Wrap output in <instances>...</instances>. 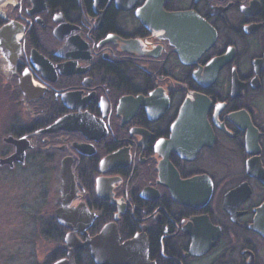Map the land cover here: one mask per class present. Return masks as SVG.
Wrapping results in <instances>:
<instances>
[{
	"label": "flooded vegetation",
	"instance_id": "obj_1",
	"mask_svg": "<svg viewBox=\"0 0 264 264\" xmlns=\"http://www.w3.org/2000/svg\"><path fill=\"white\" fill-rule=\"evenodd\" d=\"M181 12L213 36L190 63L153 27ZM0 88L50 264H264V0H0ZM191 93L208 130L185 153Z\"/></svg>",
	"mask_w": 264,
	"mask_h": 264
},
{
	"label": "rangeland",
	"instance_id": "obj_2",
	"mask_svg": "<svg viewBox=\"0 0 264 264\" xmlns=\"http://www.w3.org/2000/svg\"><path fill=\"white\" fill-rule=\"evenodd\" d=\"M4 95L0 88V129L12 110ZM18 171L8 163L0 165V264H44L61 244L43 236L34 211V186L26 172Z\"/></svg>",
	"mask_w": 264,
	"mask_h": 264
},
{
	"label": "water",
	"instance_id": "obj_3",
	"mask_svg": "<svg viewBox=\"0 0 264 264\" xmlns=\"http://www.w3.org/2000/svg\"><path fill=\"white\" fill-rule=\"evenodd\" d=\"M154 23L153 27L155 30H162L168 28V26H175V32L170 33L169 37L174 41L172 43L177 47L176 50L180 54L182 61L186 63L191 62L190 58L194 56V54L198 57L213 40L209 25L195 13H176L170 17L166 16L162 19H155ZM208 104L206 97L201 94L191 93L187 97L181 108L179 119L173 128L174 135L170 142L173 146L172 148L189 153L195 148V144L198 145L201 140L207 137L206 131L208 128L204 123ZM8 140H13L15 143L17 142L11 137H9ZM22 155L24 156V151ZM16 157L17 154H13L10 158H1L0 164L2 165L6 162L12 164ZM20 158L21 160L23 159L22 156ZM59 221L62 222V219L59 218ZM108 235L109 231L103 230L102 234L97 239L95 238L90 241L94 256L96 251L94 245L96 242L107 238ZM71 237L76 241L75 230L69 235L70 239ZM75 250L76 248L71 249L68 258L59 259L53 264H75L73 256ZM103 251L105 254L109 253L108 248Z\"/></svg>",
	"mask_w": 264,
	"mask_h": 264
},
{
	"label": "trees",
	"instance_id": "obj_4",
	"mask_svg": "<svg viewBox=\"0 0 264 264\" xmlns=\"http://www.w3.org/2000/svg\"><path fill=\"white\" fill-rule=\"evenodd\" d=\"M44 221H42V224H43V229L41 230L42 231V234L45 238L49 239V233L47 232V230H44L45 229V224H44ZM58 254L55 253V252H51L49 253L47 256H46V260L44 262V264H50L52 263L54 260H56L58 258Z\"/></svg>",
	"mask_w": 264,
	"mask_h": 264
}]
</instances>
